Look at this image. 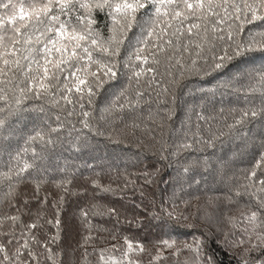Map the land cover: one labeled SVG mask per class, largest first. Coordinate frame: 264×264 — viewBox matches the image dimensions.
Returning a JSON list of instances; mask_svg holds the SVG:
<instances>
[{
    "label": "snow or ice",
    "instance_id": "snow-or-ice-1",
    "mask_svg": "<svg viewBox=\"0 0 264 264\" xmlns=\"http://www.w3.org/2000/svg\"><path fill=\"white\" fill-rule=\"evenodd\" d=\"M228 69L219 88L244 106L214 128L197 110L212 107L202 97L187 105L197 120L182 140L166 139L185 81ZM91 136L135 148L138 170L77 183L53 154ZM233 141L247 167L231 177L235 161L184 156L194 143ZM193 164L227 178L228 194L149 198L165 168L177 165L169 183L191 182ZM128 190L139 191L143 216L114 202ZM177 228L188 236L174 238ZM210 242L237 264H264V0H0V264H217Z\"/></svg>",
    "mask_w": 264,
    "mask_h": 264
},
{
    "label": "trees",
    "instance_id": "trees-1",
    "mask_svg": "<svg viewBox=\"0 0 264 264\" xmlns=\"http://www.w3.org/2000/svg\"><path fill=\"white\" fill-rule=\"evenodd\" d=\"M234 71L235 69H228L224 73H217L206 77H192L186 80V87L182 92L178 93L180 95V104L176 109L177 115L169 122L170 129H165V138L167 139L169 136H172V139L177 142L182 140V133L187 132L188 126L194 125L197 120L196 114L189 112L187 105L202 103V97L205 101L211 100L212 107L197 110L203 111L205 116L216 118L215 120H210L214 128L220 124L223 116L228 115L229 109L243 107L244 99L242 94L237 99V94L219 88L221 82L229 79ZM214 90L215 94H213ZM105 102L106 98L101 95L97 103L102 106ZM221 109H223V113H221ZM155 110V106H153V111ZM189 116H191L190 120ZM200 123L203 128H207V125L203 121ZM172 130H175V135L172 134ZM193 130L195 129L193 128ZM239 143L240 141L228 142L223 146L217 145L216 149L206 148L203 145L194 143L193 148L185 152L184 156L188 157L190 161H200L201 165L206 157H211L212 161H219L221 157H224L227 162L235 161V163H230L228 169H225L228 176L231 177L234 173H238L240 169L247 167V158L236 154L239 151L237 148ZM136 151L135 148H130L126 145L113 144L105 137L91 136L86 144L78 143L77 146H72L69 142L65 141L55 150L53 161L61 167L67 166L69 170L77 171L76 182L79 183L81 182V177L90 176L95 172H107L109 170L115 172L116 169L123 170L124 168H127L129 172L137 171L139 166H132L136 160L133 153ZM213 152H215L214 156L212 155ZM201 165L193 164L194 171L185 174L186 177L194 176V180L189 182L187 179H184L180 183H169V181H174L176 177L177 165H174L172 168H165L161 177L158 178L157 184L147 189L149 198L153 194H155L157 199L163 197L166 201L169 197H172L176 203L182 205V201L184 200H193L195 202V197H200L203 200L205 197H223L227 195L229 187L227 178L222 180L214 172L212 176H209L208 172ZM208 171H211V169H208ZM200 173H203V175ZM213 177L215 178L213 179ZM160 180L164 182L161 183L159 182ZM105 182H107V177H105ZM138 183H142V181H138ZM114 202L128 207L130 216L133 215V212H135V215L143 216L142 212L133 208L134 204L141 202L139 191L128 190L123 201L117 200ZM222 207L225 214H232L229 213L228 207L224 205ZM73 211L74 208L70 206L68 208V215H71ZM107 226L111 227L110 224ZM120 231L124 234L135 235L138 238H143L147 235L151 239H156L160 235L158 229L148 227L147 225L144 229H135L123 225ZM188 232L189 230L187 229L177 228L171 234L176 239H184L188 236ZM210 249L215 252L217 264H237V259L228 250L220 247L218 244L210 242Z\"/></svg>",
    "mask_w": 264,
    "mask_h": 264
}]
</instances>
